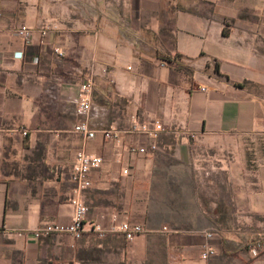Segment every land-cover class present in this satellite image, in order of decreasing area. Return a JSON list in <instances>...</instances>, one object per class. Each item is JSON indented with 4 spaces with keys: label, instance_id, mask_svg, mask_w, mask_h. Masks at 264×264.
Segmentation results:
<instances>
[{
    "label": "crops",
    "instance_id": "crops-1",
    "mask_svg": "<svg viewBox=\"0 0 264 264\" xmlns=\"http://www.w3.org/2000/svg\"><path fill=\"white\" fill-rule=\"evenodd\" d=\"M151 121L156 150L138 155ZM79 151L102 159L84 232L35 237L69 223ZM121 222L141 229L129 243ZM260 237L264 0H0V264H264Z\"/></svg>",
    "mask_w": 264,
    "mask_h": 264
},
{
    "label": "built area",
    "instance_id": "built-area-1",
    "mask_svg": "<svg viewBox=\"0 0 264 264\" xmlns=\"http://www.w3.org/2000/svg\"><path fill=\"white\" fill-rule=\"evenodd\" d=\"M46 29V28H45ZM17 36L26 40L30 33L23 27L19 28L16 33ZM56 52V51H55ZM163 64V63H162ZM161 64V65H162ZM90 81L85 80L79 85L78 93L76 98L73 100L76 112L81 116H86L90 109L89 92H90ZM203 91V89H201ZM73 133L81 135L85 140H91L94 137V131L90 130L85 121L79 122L74 125L71 129ZM138 131L146 136V144L138 145L135 148L130 149L138 155H145L148 152L156 150L155 139L158 134L163 131L162 126L156 122H147L138 127ZM112 129L102 131L103 138L108 139L111 137ZM25 135V132H22ZM102 163V159L99 156L86 154L79 151L74 156V161L71 166V172L69 175V181L74 186L73 195L70 199V206L72 209L70 221L66 226L61 225H46L41 230H37L34 233L35 237L43 234L56 233V234H67L72 239L77 240L84 232L85 218L88 212V208L82 200V191L91 185L90 173L92 170L97 169ZM114 222V218L112 220ZM88 229L95 233L101 234L104 229L99 224H90ZM116 232L122 234L124 240L129 243L133 240L136 234L141 232L140 227L137 225H131L127 222H121L116 225H112V228ZM165 228L163 227L162 230ZM206 239H216L219 237L216 231H209L204 233ZM264 244V238L256 240L252 248L257 249ZM215 256V248L209 244L202 246L199 253V260L206 263L208 260Z\"/></svg>",
    "mask_w": 264,
    "mask_h": 264
},
{
    "label": "trees",
    "instance_id": "trees-1",
    "mask_svg": "<svg viewBox=\"0 0 264 264\" xmlns=\"http://www.w3.org/2000/svg\"><path fill=\"white\" fill-rule=\"evenodd\" d=\"M233 86H235V87H239V85H238V84H234Z\"/></svg>",
    "mask_w": 264,
    "mask_h": 264
}]
</instances>
